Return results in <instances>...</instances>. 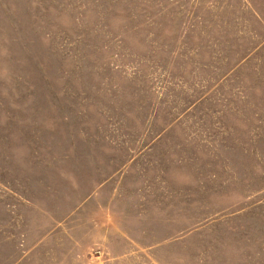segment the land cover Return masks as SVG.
Instances as JSON below:
<instances>
[{
  "label": "rangeland",
  "instance_id": "374dc122",
  "mask_svg": "<svg viewBox=\"0 0 264 264\" xmlns=\"http://www.w3.org/2000/svg\"><path fill=\"white\" fill-rule=\"evenodd\" d=\"M0 264H264V0H0Z\"/></svg>",
  "mask_w": 264,
  "mask_h": 264
}]
</instances>
